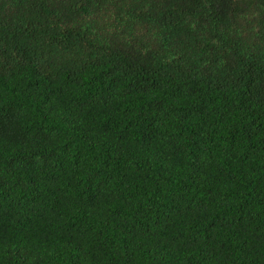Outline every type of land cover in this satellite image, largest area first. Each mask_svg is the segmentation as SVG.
<instances>
[{
  "label": "trees",
  "instance_id": "obj_1",
  "mask_svg": "<svg viewBox=\"0 0 264 264\" xmlns=\"http://www.w3.org/2000/svg\"><path fill=\"white\" fill-rule=\"evenodd\" d=\"M0 264H264V0H0Z\"/></svg>",
  "mask_w": 264,
  "mask_h": 264
}]
</instances>
